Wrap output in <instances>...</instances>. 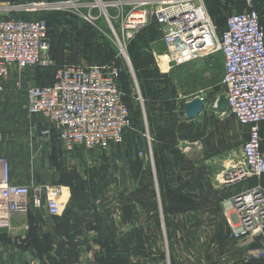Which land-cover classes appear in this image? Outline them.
Here are the masks:
<instances>
[{"label":"rangeland","instance_id":"374dc122","mask_svg":"<svg viewBox=\"0 0 264 264\" xmlns=\"http://www.w3.org/2000/svg\"><path fill=\"white\" fill-rule=\"evenodd\" d=\"M243 3L207 0L206 6L220 29ZM253 3L264 27V0ZM92 14L95 19L86 21L67 12L44 13L50 57L56 67L119 65L131 125L118 145L77 149L63 172L74 200L58 216L33 208L22 218L48 227L29 226L14 238L5 234L10 230L0 231V251L9 246L29 252L43 264H64L59 255L67 264H264V235L234 239L227 223L232 196L252 187L253 178L238 181L235 175L246 170L247 129L212 109L224 95L222 56L164 70L157 26L127 39L118 22L110 26L111 11L98 7ZM56 67L26 69L22 77L42 82ZM194 97L203 98V111L185 121L184 104ZM57 220L72 227L53 231Z\"/></svg>","mask_w":264,"mask_h":264},{"label":"built area","instance_id":"2783aa9c","mask_svg":"<svg viewBox=\"0 0 264 264\" xmlns=\"http://www.w3.org/2000/svg\"><path fill=\"white\" fill-rule=\"evenodd\" d=\"M98 7L104 13L111 11L107 15L110 26L118 22L127 39L150 25L158 26L164 70L222 56L226 114L247 129L242 144L246 170L241 168L235 175L238 181L264 177L260 135V124L264 123V28L253 0H245L244 10L227 16L220 34L205 0H39L13 10L29 14L67 12L88 21L95 19L92 13ZM50 51L45 19L0 15V90L2 80L13 69L24 72L56 67ZM120 75L119 65L113 62L56 67L50 84L25 89L26 111L47 124L41 135L47 138L54 132L65 153L108 149L122 143L131 125ZM63 195L60 185L13 184L10 165L0 157V231L11 230L13 218L33 208H43L50 217L58 216ZM230 204L227 223L232 238L264 232V186L258 183L233 195ZM260 254L263 256L264 251Z\"/></svg>","mask_w":264,"mask_h":264},{"label":"crops","instance_id":"0c3cea01","mask_svg":"<svg viewBox=\"0 0 264 264\" xmlns=\"http://www.w3.org/2000/svg\"><path fill=\"white\" fill-rule=\"evenodd\" d=\"M32 2L35 1L32 0ZM16 6L22 7L19 5V0H0V15L8 14L22 18H39L44 15V13L29 14L23 11L13 12ZM7 9L9 12H6ZM161 37L157 38V41L162 43ZM22 73L24 72H17L13 69L2 80V89L0 90V157L5 159L10 165V178L13 184L63 186L64 195L61 201V211H63L75 198V194H73V191L66 184L68 176L63 172L65 168H68L66 164L69 165L75 162L74 154L77 151L75 150L72 153L62 151L54 132L51 133L50 137H43L41 132L46 129L47 124L42 119L29 115L26 111L25 89L29 85H48L53 81V77L41 82L42 79H24ZM185 121L188 120L185 119ZM260 134L263 139L262 146L264 148V123L260 124ZM251 183L253 186L258 183L264 186V177L260 180L253 178L251 179ZM86 199L87 201H91L90 196L87 198L83 196V201L86 202ZM24 216L26 215L15 216L13 218L12 229L5 234L13 235L11 238H14V236L26 234L25 229L29 226L48 227L47 224L35 223V221H30L32 225H29L22 218ZM71 225V222L66 225L64 221L57 220L56 222H52L50 227L55 231L57 226L61 227L60 229H64L65 227H72ZM253 235L262 239L261 237L264 234L259 235L256 233ZM58 241L60 242L61 240ZM3 248V251H0V264H43L40 259L30 256L29 252H21L9 246ZM66 260V257L59 255L60 262L67 264Z\"/></svg>","mask_w":264,"mask_h":264},{"label":"water","instance_id":"95a60500","mask_svg":"<svg viewBox=\"0 0 264 264\" xmlns=\"http://www.w3.org/2000/svg\"><path fill=\"white\" fill-rule=\"evenodd\" d=\"M173 66V65H171ZM204 108V100L201 97H194L184 104V118L188 121L197 119ZM213 112L225 114L227 112V101L224 95L218 96L212 106Z\"/></svg>","mask_w":264,"mask_h":264},{"label":"trees","instance_id":"16d2710c","mask_svg":"<svg viewBox=\"0 0 264 264\" xmlns=\"http://www.w3.org/2000/svg\"><path fill=\"white\" fill-rule=\"evenodd\" d=\"M206 1L207 0H205V5H206ZM243 5V10H244V8H245V5H244V3L242 4ZM206 8H207V6H206ZM208 10V9H207ZM209 12V11H208ZM239 12H241V11H239ZM210 15V14H209ZM211 17V16H210ZM259 17H260V15H259ZM39 18H43L44 19V16L43 17H39ZM227 18V17H226ZM46 21V20H45ZM260 21V24H261V20H259ZM214 23V22H213ZM225 24H226V19L224 20V23H223V25H222V27L220 28V29H218L217 28V25L214 23V25H215V28H216V31H217V33H221L223 30H224V28H225ZM262 25V24H261ZM158 27V26H157ZM264 28V27H263ZM124 101H125V97H124ZM262 124V123H261ZM261 135V134H260ZM262 144H263V142H262ZM261 148H262V150H264V148H263V146H261Z\"/></svg>","mask_w":264,"mask_h":264}]
</instances>
